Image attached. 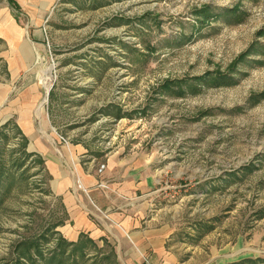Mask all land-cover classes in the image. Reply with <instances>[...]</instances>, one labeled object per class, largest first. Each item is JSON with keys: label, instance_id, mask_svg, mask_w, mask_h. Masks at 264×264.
Instances as JSON below:
<instances>
[{"label": "rangeland", "instance_id": "obj_1", "mask_svg": "<svg viewBox=\"0 0 264 264\" xmlns=\"http://www.w3.org/2000/svg\"><path fill=\"white\" fill-rule=\"evenodd\" d=\"M204 5L220 17L201 26ZM6 11L24 17L0 0V264H56L62 250L63 264L133 263L114 241L88 242L84 257L59 246L69 215L44 154L67 142L153 159L146 217L167 224L176 264H264V0H53L38 24L44 45L17 71ZM252 45L234 84L194 79L227 71Z\"/></svg>", "mask_w": 264, "mask_h": 264}, {"label": "crops", "instance_id": "obj_2", "mask_svg": "<svg viewBox=\"0 0 264 264\" xmlns=\"http://www.w3.org/2000/svg\"><path fill=\"white\" fill-rule=\"evenodd\" d=\"M12 2L24 17L19 20V14L12 11L9 15L6 11L8 18L2 21L1 37L10 51L13 70L17 71L19 65L32 62L34 50L44 45L45 28L38 24L41 17L50 13L53 0ZM21 77L11 76L12 83ZM7 96V92L0 94V97ZM33 104L31 102V109ZM67 144L60 158L53 150L44 154L45 165L54 177V192L61 195L69 215L63 228L66 238L77 241L84 233L95 241H114L118 256L123 252L133 261L128 264H144L143 258H147L149 264H176L172 254L165 251L169 237L167 224H157L146 217L148 198L157 181L153 159L144 153H125L124 147L96 157L82 142ZM103 162L105 168L99 173ZM92 204L96 207L98 222L91 218L94 215Z\"/></svg>", "mask_w": 264, "mask_h": 264}, {"label": "trees", "instance_id": "obj_3", "mask_svg": "<svg viewBox=\"0 0 264 264\" xmlns=\"http://www.w3.org/2000/svg\"><path fill=\"white\" fill-rule=\"evenodd\" d=\"M196 17H197V22L199 23L198 25L203 26L205 24H208V23L215 21L220 16H219V14H216L210 8L209 5H204V6H201L200 8H196ZM252 47H253V45L247 51L240 54L235 59V61L232 63L231 68H229L227 71H222L221 69L207 71L204 75L196 76L194 79L195 80H203L205 82V84L215 85V86L234 84L236 81V78L234 75L236 73L240 72V70L238 69L239 63L244 61V60L250 59V58H248V56L250 57L252 55V50L254 51V49H255V46L253 47V49H252ZM260 47L264 48L263 45H260ZM253 61L258 62V63L262 62V60H258V59H253ZM84 237H85V239H84ZM61 240H62V244H59V246H61V248L75 244L74 245L75 250H82L81 254L83 255V257L85 256L84 248L86 247L88 242L94 244V240L92 238H90L87 234H84V233L80 235V238L76 243L70 242L66 238L64 239V237ZM106 241L107 240L104 239L105 243H106ZM29 247H30V245H28L25 249H28ZM36 252H37V255L39 258H45L44 254L41 253L39 250H36ZM64 252H65V250H62V252H60V253L58 251L53 252L49 256V260L52 262L57 261L56 264H63ZM22 255L30 257L28 260H31V262H32V259H33V261H35L32 254L26 250L22 252ZM21 264H23V263H21Z\"/></svg>", "mask_w": 264, "mask_h": 264}, {"label": "bare ground", "instance_id": "obj_4", "mask_svg": "<svg viewBox=\"0 0 264 264\" xmlns=\"http://www.w3.org/2000/svg\"><path fill=\"white\" fill-rule=\"evenodd\" d=\"M52 69H53V66H49V67L45 68L43 70L42 76H39V79L42 81V87L44 90V95H43V98L38 105V108H37V115L38 116L41 115V111L43 110L44 105L47 102V93L51 88L52 79H53ZM43 134H45V133H43ZM44 136H46V134Z\"/></svg>", "mask_w": 264, "mask_h": 264}, {"label": "built area", "instance_id": "obj_5", "mask_svg": "<svg viewBox=\"0 0 264 264\" xmlns=\"http://www.w3.org/2000/svg\"><path fill=\"white\" fill-rule=\"evenodd\" d=\"M104 168H105V164H102V165L100 166L99 171L101 172ZM99 185H100V186H103V183L100 182Z\"/></svg>", "mask_w": 264, "mask_h": 264}, {"label": "water", "instance_id": "obj_6", "mask_svg": "<svg viewBox=\"0 0 264 264\" xmlns=\"http://www.w3.org/2000/svg\"><path fill=\"white\" fill-rule=\"evenodd\" d=\"M43 92H44V90H43ZM49 93H47V95H48Z\"/></svg>", "mask_w": 264, "mask_h": 264}]
</instances>
